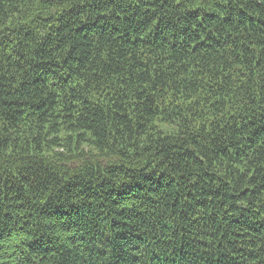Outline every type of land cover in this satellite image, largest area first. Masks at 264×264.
<instances>
[{
    "label": "trees",
    "instance_id": "trees-1",
    "mask_svg": "<svg viewBox=\"0 0 264 264\" xmlns=\"http://www.w3.org/2000/svg\"><path fill=\"white\" fill-rule=\"evenodd\" d=\"M0 264H264V0H0Z\"/></svg>",
    "mask_w": 264,
    "mask_h": 264
}]
</instances>
